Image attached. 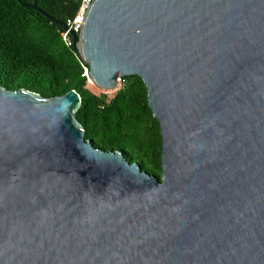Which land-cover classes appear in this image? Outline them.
Wrapping results in <instances>:
<instances>
[{
  "label": "water",
  "instance_id": "1",
  "mask_svg": "<svg viewBox=\"0 0 264 264\" xmlns=\"http://www.w3.org/2000/svg\"><path fill=\"white\" fill-rule=\"evenodd\" d=\"M71 35L99 89L143 80L163 179L77 91L0 87V264H264V0H94Z\"/></svg>",
  "mask_w": 264,
  "mask_h": 264
},
{
  "label": "trees",
  "instance_id": "2",
  "mask_svg": "<svg viewBox=\"0 0 264 264\" xmlns=\"http://www.w3.org/2000/svg\"><path fill=\"white\" fill-rule=\"evenodd\" d=\"M81 1L0 0V87L45 98L77 91L82 104L76 117L90 129L87 140L109 151L123 148L133 159H143L148 173L163 179L160 123L149 112L143 80L124 77L112 99L98 96L88 88V66L66 45L63 29L33 9L37 6L66 25L77 15Z\"/></svg>",
  "mask_w": 264,
  "mask_h": 264
},
{
  "label": "built area",
  "instance_id": "3",
  "mask_svg": "<svg viewBox=\"0 0 264 264\" xmlns=\"http://www.w3.org/2000/svg\"><path fill=\"white\" fill-rule=\"evenodd\" d=\"M93 1L94 0H82L77 15L73 19L68 20L66 24L68 30L67 31L63 30L61 33L62 38L67 46L74 48L73 37L71 33L74 32L77 35H80V33L82 32V23L85 21L86 14L88 12L90 4ZM85 71H86V75L88 76V69L85 68Z\"/></svg>",
  "mask_w": 264,
  "mask_h": 264
},
{
  "label": "rangeland",
  "instance_id": "4",
  "mask_svg": "<svg viewBox=\"0 0 264 264\" xmlns=\"http://www.w3.org/2000/svg\"><path fill=\"white\" fill-rule=\"evenodd\" d=\"M85 74H86V71H85ZM89 74V73H88ZM122 86V82H120L119 84V89L121 88ZM88 88L93 91L95 94H97L98 96H108V98L112 99L114 94L117 92V91H105V90H102V89H99L95 84L94 85H91V83L89 82L88 80Z\"/></svg>",
  "mask_w": 264,
  "mask_h": 264
},
{
  "label": "clouds",
  "instance_id": "5",
  "mask_svg": "<svg viewBox=\"0 0 264 264\" xmlns=\"http://www.w3.org/2000/svg\"><path fill=\"white\" fill-rule=\"evenodd\" d=\"M86 75V74H85ZM88 76H89V74H88ZM87 75H86V77L88 78V80H89V78H90V76L88 77ZM90 80H91V78H90ZM120 82H122V81H120ZM120 84V83H119Z\"/></svg>",
  "mask_w": 264,
  "mask_h": 264
},
{
  "label": "bare ground",
  "instance_id": "6",
  "mask_svg": "<svg viewBox=\"0 0 264 264\" xmlns=\"http://www.w3.org/2000/svg\"><path fill=\"white\" fill-rule=\"evenodd\" d=\"M90 83L94 85V83H92L91 80H90Z\"/></svg>",
  "mask_w": 264,
  "mask_h": 264
}]
</instances>
